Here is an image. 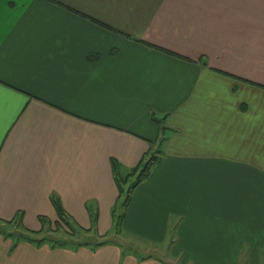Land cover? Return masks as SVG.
<instances>
[{"label":"crops","instance_id":"0c3cea01","mask_svg":"<svg viewBox=\"0 0 264 264\" xmlns=\"http://www.w3.org/2000/svg\"><path fill=\"white\" fill-rule=\"evenodd\" d=\"M153 116L119 233L174 235L170 260L0 234V264H264V0H0V220L57 200L106 231Z\"/></svg>","mask_w":264,"mask_h":264},{"label":"trees","instance_id":"16d2710c","mask_svg":"<svg viewBox=\"0 0 264 264\" xmlns=\"http://www.w3.org/2000/svg\"><path fill=\"white\" fill-rule=\"evenodd\" d=\"M164 52L170 53L166 50H162ZM172 54V53H170ZM173 55V54H172ZM163 119L162 118H157L153 116V120L160 125V132L161 135L156 141V143L151 144L150 149L147 153H145L139 162V164L131 170V172L124 176L121 177L119 175H115V180L117 182V187H118V198L117 201L120 199L122 196L123 199L121 203L119 204L120 210H117V207L114 206L111 210V218L112 221L115 224V229L119 230V226L122 223L123 217H124V212L128 206L129 200L131 198V194L133 189L142 181H144L148 176L149 172L155 164H158L162 160L163 156V143L165 141L166 135L165 132H167V128L163 125ZM114 162V161H113ZM114 169L117 170V164H114ZM132 179V180H131ZM127 186V188H125ZM126 190H125V189ZM55 204V209L58 213L59 219L54 222V223H64V224H74L72 221H70L66 213L63 209V207L60 205L59 201L54 200ZM89 211L91 213V220L94 222L96 221V211H93V209L89 208ZM20 218L9 220V221H3L0 220V234H2L5 238H9L12 241V246H16L17 243L21 241H27L30 243H33L36 246H40L42 244H48L50 247H67L69 244L65 242H57V241H51L47 240L45 237H33L31 234H36L37 231H32L28 230L23 227V225L20 222ZM15 221L17 226L20 228L18 233H13L12 231H9L5 226H10V224ZM41 224L44 225L45 223H51L49 220L45 218L40 219ZM4 225V226H3ZM76 225V224H74ZM82 228V227H81ZM82 244H87V243H76V245H82ZM96 245H101L100 243H97Z\"/></svg>","mask_w":264,"mask_h":264},{"label":"rangeland","instance_id":"374dc122","mask_svg":"<svg viewBox=\"0 0 264 264\" xmlns=\"http://www.w3.org/2000/svg\"><path fill=\"white\" fill-rule=\"evenodd\" d=\"M132 180V179H131ZM127 188V186H125ZM124 188V189H125ZM126 190V189H125ZM123 197L115 203L117 210H120L119 204L121 203ZM56 222V221H55ZM93 222V221H92ZM88 229L81 228L79 224L73 222L74 224H64L61 222L58 223H45L42 225L41 229L36 232V234H31L33 237H45L47 240L57 241V242H65L68 243V246H73L76 243H119L125 252L133 253L138 256L146 255V256H156L162 258L164 260H170L172 257H169L170 242H168L172 236L169 235L167 238V242L158 244L151 243L145 240H142L137 237H133L127 234L119 233L121 230V225L119 226V230L115 229V224L112 221L111 227L108 228L104 232H98L95 225L92 224ZM4 226V225H3ZM9 231L13 233H18L20 228L17 226L16 222L13 221L10 226H5ZM21 231V230H20ZM95 231V232H94ZM176 236V235H175ZM173 264H178V262L174 259L171 260Z\"/></svg>","mask_w":264,"mask_h":264}]
</instances>
